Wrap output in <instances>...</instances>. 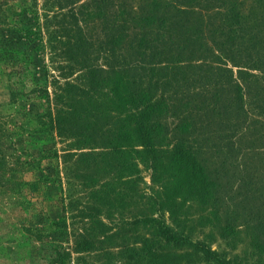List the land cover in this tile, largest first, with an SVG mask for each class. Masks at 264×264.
Segmentation results:
<instances>
[{
  "label": "trees",
  "instance_id": "obj_1",
  "mask_svg": "<svg viewBox=\"0 0 264 264\" xmlns=\"http://www.w3.org/2000/svg\"><path fill=\"white\" fill-rule=\"evenodd\" d=\"M8 1L0 0V25L10 26L1 30L0 40L4 46L22 43L20 52L9 54L11 65L23 78L28 65H36L46 84L35 85L26 97L39 99L42 108L30 115L38 126L32 131L65 141L61 157L65 163L73 162L85 189L86 200L81 208L73 210L76 213L70 216L71 223H67V209L52 222L51 232L61 239L45 250L47 258L54 264H230L206 242L193 241L179 231L182 223L176 200L206 195L215 181L188 137L190 125L179 120L171 128L164 118L173 98L170 95L185 88L178 75L186 74L187 68L201 71L202 67L231 76L236 69L231 86L238 114L243 110L239 105L242 83L247 84V78L253 76L248 71L255 63L264 71L262 59L244 64L226 59L230 68L228 63L204 66L215 58L204 45L189 52L188 59L180 60L179 53L173 57L170 47H164L165 35L170 34L180 15H200L201 8L191 5L193 0H140L138 7L125 0H42L41 15L38 0H29L18 13L7 6ZM221 5L222 34L226 32L229 39L242 27L241 2L232 0ZM195 21L196 25L186 26L188 43L194 36L205 38L200 16ZM212 25L209 21L208 28ZM247 32V38L243 34L246 46L240 52L263 44L261 37ZM208 47L211 50L212 40ZM46 50L50 65H39L37 61L45 57ZM199 51L203 58L194 59ZM165 52L168 55H163ZM261 52L264 54V48ZM196 60L200 61L198 65L191 64ZM207 74L202 80L211 79ZM226 84L218 83L221 88ZM19 95L15 90L10 93L13 101ZM11 122L12 116L0 114L1 169L13 166L7 161L8 156H14L8 153L13 128L7 123ZM245 128L237 126L233 134ZM214 148L218 152L243 151V146L230 141ZM52 156L59 157L57 152ZM13 161L23 165L14 157ZM32 163L29 160L24 165ZM140 163L149 164L151 182L157 185L150 193L137 188L142 180ZM54 164L48 167L50 171ZM100 165L109 180L90 187ZM50 174L43 173L41 180L50 178ZM115 202H119V209L125 205L127 213L123 210L114 217L111 210ZM42 234L38 240L48 239V233Z\"/></svg>",
  "mask_w": 264,
  "mask_h": 264
},
{
  "label": "rangeland",
  "instance_id": "obj_2",
  "mask_svg": "<svg viewBox=\"0 0 264 264\" xmlns=\"http://www.w3.org/2000/svg\"><path fill=\"white\" fill-rule=\"evenodd\" d=\"M28 1L10 0L7 6L18 13ZM135 1L125 0L128 5L138 7L141 1ZM231 1L193 0L191 5L201 8L200 15H180V20L176 19L175 25L170 29V34L163 38L166 43L164 47H170L173 57L179 53L182 57L180 60H185L188 59L189 52L204 45L215 56L213 60L206 61L204 66L216 67L219 63L227 66L228 63L230 68L231 64L226 59L243 64L262 59L264 63V54L261 52L264 48V0H239L242 27L236 36L228 39L226 32L222 34L224 16L221 2ZM42 4L43 1L38 0L39 15L44 14ZM211 6L215 8L211 9ZM198 16L202 21L201 29L205 38L199 40L194 36L188 43L185 33H188L189 26H186L195 24ZM209 21L215 26L208 28ZM183 23L184 27L181 26ZM248 26L249 29L246 30ZM9 27L0 25V37L3 35L1 30ZM247 31L249 35L261 37L263 44L251 47L247 53L240 52L246 46L243 34L247 38ZM210 40L211 50L208 47ZM21 46V42L4 46L0 40V114L4 117L12 116V122L7 123L8 127L13 128L8 153L14 155L8 156L7 161L13 163L10 170L0 168V264H54L47 258L45 250L53 241L61 238L51 232L50 226L62 209H67V223H71L70 216L76 213L73 210L81 208L86 200L85 189L76 175L79 172L73 168V162L65 163L61 157L62 150L66 149L65 141L48 139L47 135L32 131L38 126L30 115L40 112L42 108L39 99L26 97L35 85L46 84L36 65H28L24 78L14 69L15 65H11L9 54L20 52ZM199 55L200 51L194 55V59L202 57ZM19 56L20 53H17L16 57ZM49 58L50 54L46 50L45 57L37 63L50 65ZM158 59L155 58L154 61L158 62ZM199 63L196 60L191 64ZM254 65L248 71L253 76L247 78V84L242 83V103L240 101L239 105H243V110L238 114L234 110L236 94L231 86L236 77V69H233L231 76L229 73L220 74L202 67L201 71L187 68L184 70L187 71L186 74L178 75L179 79L184 80L185 83H180L185 88L176 95H170L173 98L169 101V111L164 118L171 128L180 123L179 120L190 125L188 137L207 165L211 179L215 181L206 195H190L186 196L185 201L176 200L180 207L178 219L182 223L179 231L193 241L206 242L213 251L230 261V264H264V71L257 69L258 63ZM205 74L211 79L202 80ZM221 82L223 85L227 83L224 88L218 85ZM13 90L20 94L16 101L10 96ZM240 125L246 128L233 134ZM227 141L243 146V151L218 152L214 148ZM54 152L59 157L54 158ZM13 157L23 165L19 166L17 161H13ZM29 160H33V163L24 165ZM52 163L55 167L50 171L48 167ZM70 167L73 168L71 172L68 170ZM138 169L142 180L137 188L150 193L151 187L156 188L157 185L151 182L152 171L149 164L140 163ZM43 173H51L50 178L42 181ZM108 177L100 165V169L94 171L90 187H98L109 180ZM30 182L33 185H29ZM185 194L189 195L188 192ZM118 203L115 202L116 207L111 210L114 217L120 211L124 210L125 214L128 210L125 205H121L119 209ZM164 216L171 225L168 212ZM41 233H48V239L42 237L38 240ZM73 257L76 258V255ZM190 263L202 264L194 261Z\"/></svg>",
  "mask_w": 264,
  "mask_h": 264
}]
</instances>
